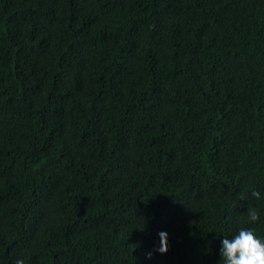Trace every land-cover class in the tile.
Listing matches in <instances>:
<instances>
[{"label": "trees", "instance_id": "16d2710c", "mask_svg": "<svg viewBox=\"0 0 264 264\" xmlns=\"http://www.w3.org/2000/svg\"><path fill=\"white\" fill-rule=\"evenodd\" d=\"M241 228L264 0H0V264H224Z\"/></svg>", "mask_w": 264, "mask_h": 264}, {"label": "clouds", "instance_id": "9594fccd", "mask_svg": "<svg viewBox=\"0 0 264 264\" xmlns=\"http://www.w3.org/2000/svg\"><path fill=\"white\" fill-rule=\"evenodd\" d=\"M251 195L256 199L260 198L258 191H252ZM248 217L250 221L256 222L259 220L258 212L253 209H248ZM160 247L157 249L160 253L168 251V234L160 232ZM220 249L224 264H264V241L259 239L251 228H241L238 234L229 238H224L221 241ZM151 256V253H148Z\"/></svg>", "mask_w": 264, "mask_h": 264}]
</instances>
